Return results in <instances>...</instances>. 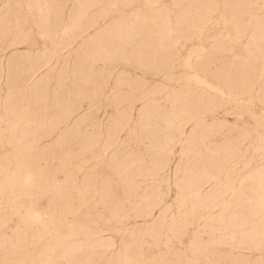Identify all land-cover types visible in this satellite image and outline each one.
I'll return each mask as SVG.
<instances>
[{"label": "rangeland", "instance_id": "374dc122", "mask_svg": "<svg viewBox=\"0 0 264 264\" xmlns=\"http://www.w3.org/2000/svg\"><path fill=\"white\" fill-rule=\"evenodd\" d=\"M13 176L0 264H264V0H0Z\"/></svg>", "mask_w": 264, "mask_h": 264}, {"label": "bare ground", "instance_id": "6f19581e", "mask_svg": "<svg viewBox=\"0 0 264 264\" xmlns=\"http://www.w3.org/2000/svg\"><path fill=\"white\" fill-rule=\"evenodd\" d=\"M152 20V19H151ZM94 81V80H93ZM20 174L22 172L20 171ZM25 175H22V178L24 180V190L27 193L28 190L32 189L33 187H36L38 178L36 174L27 171H24ZM20 177L19 176H13L8 181L4 182L0 185V191L8 189V187L12 186L13 183H15ZM27 222L33 224L34 226H42V229L46 232L49 226H47L45 223H43L42 219L37 214H27L26 216Z\"/></svg>", "mask_w": 264, "mask_h": 264}]
</instances>
